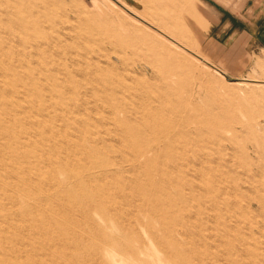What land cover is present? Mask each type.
Returning a JSON list of instances; mask_svg holds the SVG:
<instances>
[{
    "label": "rangeland",
    "instance_id": "obj_1",
    "mask_svg": "<svg viewBox=\"0 0 264 264\" xmlns=\"http://www.w3.org/2000/svg\"><path fill=\"white\" fill-rule=\"evenodd\" d=\"M190 1L0 0V264H264V0Z\"/></svg>",
    "mask_w": 264,
    "mask_h": 264
},
{
    "label": "bare ground",
    "instance_id": "obj_2",
    "mask_svg": "<svg viewBox=\"0 0 264 264\" xmlns=\"http://www.w3.org/2000/svg\"><path fill=\"white\" fill-rule=\"evenodd\" d=\"M2 2H4V1H2ZM6 4V3H5ZM48 12V11H47ZM39 42V41H38ZM1 72V71H0ZM7 72V71H6ZM146 72V71H145ZM1 74V73H0ZM131 75V74H130ZM20 82V81H19ZM14 83V82H13ZM4 85L5 84H3V86L2 87H4ZM8 86V85H7ZM24 87V86H23ZM24 89V88H23ZM16 90H17V88H16ZM8 91H9V89H8ZM27 91H30V89L29 90H27ZM161 96H159V95H149V97L147 98L148 99V101H157L159 98H160ZM45 111V110H44ZM173 111V110H172ZM34 113V112H33ZM173 113V112H172ZM155 114H156V112H155ZM156 116H158L157 114H156ZM156 116H154V117H156ZM158 118V117H157ZM99 119V118H98ZM122 119V118H121ZM5 120V119H4ZM164 129V128H163ZM157 131H160V130H157ZM215 131V130H214ZM187 132V131H186ZM156 133V132H155ZM161 133V132H160ZM168 135L167 133H165V131H164V133L163 134H159V137H155V138H153L151 141H149V142H146L145 144H139L137 147H136V153H137V156H138V158L139 157H144L143 156V154L145 153L146 154V151H151V147H153V144H156V145H158L159 143H160V141L162 140L161 139V137H163V135ZM125 135V134H124ZM155 135V134H154ZM115 141V140H114ZM127 147V146H126ZM161 147V146H160ZM135 148V147H134ZM156 150V149H155ZM151 153V152H150ZM149 154V153H148ZM151 155V154H150ZM194 157V156H193ZM145 158V157H144ZM143 161V160H142ZM141 163V162H140ZM141 165V164H140ZM111 166H112V164H111ZM143 167H144V165H142ZM141 166V167H142ZM171 181V180H170ZM184 184V183H183ZM92 186V185H91ZM211 206V205H210ZM188 207V206H187ZM83 232V231H82ZM84 233V232H83ZM84 235V234H83ZM262 245V244H261ZM51 246V245H50ZM84 249V248H83ZM68 252V251H67ZM109 252V251H108ZM110 253V252H109ZM71 255V254H70ZM105 255V254H104ZM197 262V261H196Z\"/></svg>",
    "mask_w": 264,
    "mask_h": 264
},
{
    "label": "crops",
    "instance_id": "obj_3",
    "mask_svg": "<svg viewBox=\"0 0 264 264\" xmlns=\"http://www.w3.org/2000/svg\"><path fill=\"white\" fill-rule=\"evenodd\" d=\"M190 0H187L185 5L190 6ZM184 5V6H185ZM260 18H257L256 21L251 22L252 24L257 25L255 34H253L251 40L254 42L257 46L264 49V18L261 17V15L257 16Z\"/></svg>",
    "mask_w": 264,
    "mask_h": 264
}]
</instances>
